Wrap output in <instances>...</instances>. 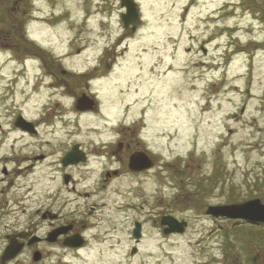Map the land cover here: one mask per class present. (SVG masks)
Masks as SVG:
<instances>
[{"label":"rangeland","instance_id":"1","mask_svg":"<svg viewBox=\"0 0 264 264\" xmlns=\"http://www.w3.org/2000/svg\"><path fill=\"white\" fill-rule=\"evenodd\" d=\"M136 1L146 11V21L134 34L122 27L120 0H0V129H7V109L12 111L7 106V79L14 75L20 56L38 52L40 44L45 47L38 49L46 60L47 51L55 52V56L70 55L60 58L62 69L66 65L81 70L93 65L100 55L106 61H118L113 50L122 39L134 36L119 48L121 53L129 43L133 50L131 58L126 54L122 60L124 65L130 60L133 68L127 82L140 86L148 66L154 62L162 66L160 58L165 55L162 67L172 66L170 96L166 92L164 102L148 98L152 99L149 105L154 113L153 142L171 163L163 211L189 219L190 225L184 235L169 240L148 232L147 247L135 258L128 256L130 243L123 240L122 245H116L124 247L117 249L124 256L123 264H264L262 225L245 223L239 228L235 222L216 221L204 214L210 204L254 197L264 201V0ZM52 9L58 16L47 21ZM154 27L163 35L153 49L148 40L154 36ZM9 31L23 40L7 52ZM255 39L257 42L252 41ZM146 51L153 55L149 65L143 62L148 58ZM47 64L50 68L55 65ZM109 70L104 67L101 73ZM32 74L30 69L28 77ZM149 77H157L151 72L145 77L150 88L156 90ZM60 78L76 88L87 82L71 74ZM24 82L20 79L13 88L15 111L21 104ZM56 106L63 108L61 104ZM105 123L111 125L105 120L98 121L96 127L104 128ZM0 135L1 141L5 135ZM4 156L1 151L0 169L5 164ZM3 177L0 171V179ZM143 184L137 185L134 202L139 205L147 201L151 207L155 203L153 186L141 187ZM3 186L1 183L0 189ZM145 190L151 192L150 203ZM0 200L3 242L7 232L4 225L13 217L7 216L6 197ZM139 213L137 210L136 216ZM127 217L126 212L118 216V231L123 235L133 220L129 223ZM229 229L232 234H226ZM109 242L102 251L116 244L113 239ZM67 259L71 260L69 255Z\"/></svg>","mask_w":264,"mask_h":264},{"label":"flooded vegetation","instance_id":"2","mask_svg":"<svg viewBox=\"0 0 264 264\" xmlns=\"http://www.w3.org/2000/svg\"><path fill=\"white\" fill-rule=\"evenodd\" d=\"M117 78H121V75ZM59 79L56 77L54 84L63 85L61 94L71 95L69 99L73 107L77 98L86 95L97 97V94L93 95V86H81L77 92L75 87L68 86L69 82ZM123 88L122 81H113L107 85V89L102 88L103 96L97 97L105 105L107 117L113 118L118 114V110L112 107L114 104L121 106L126 102L128 96ZM96 93L99 94V90ZM91 107L92 112L105 114L102 109L99 110V104ZM57 109L52 113L47 110L40 114L38 120L28 117L33 123L30 130L7 131V216L14 215L22 225L10 230L6 235L7 242L0 244V264H47V261L49 264H68V260L65 261L67 255H79L84 251L88 256H85L84 264H101L105 260L103 253L108 262H112L113 253H107L104 249L100 251V248L106 247L110 239L116 240V244L110 247L123 243L122 235L117 232L118 217H114V213L117 216V210L123 207L121 202L117 204V192L123 186V174L127 177L140 175L141 172L131 170L129 162L135 152L145 151L146 148L135 142L131 134L125 133L122 126L115 127L105 136L106 139H102L104 137L97 130H89L81 135L80 132L70 131L71 118L64 112L69 113V109H59L60 113H55ZM122 113L123 110L116 118ZM98 116L101 115L91 117L98 121ZM61 125L67 126L68 132L57 131ZM103 133L106 134V131ZM76 143L80 146L74 158L79 162L67 163L65 158ZM147 153L154 167L142 173L151 172L153 177H164L169 172L168 167L162 160H157L154 152ZM144 165V162L140 164L141 169ZM111 186L119 187V190H113ZM108 190L112 191L109 196ZM156 208L152 206L151 211L138 218L142 220L144 230L148 225L153 231L156 227L161 231L165 229L161 225L164 214ZM29 216L36 219L34 225L21 220ZM12 239L20 248L19 252L12 259L3 260L5 248ZM131 240L134 245L139 244ZM80 241L83 245L78 247ZM97 249L100 250L96 252ZM101 256L102 261L90 263ZM119 260L122 261L121 253ZM70 262L76 264L74 260Z\"/></svg>","mask_w":264,"mask_h":264},{"label":"water","instance_id":"3","mask_svg":"<svg viewBox=\"0 0 264 264\" xmlns=\"http://www.w3.org/2000/svg\"><path fill=\"white\" fill-rule=\"evenodd\" d=\"M122 5L126 6L127 13L123 14L122 18L126 26L130 23H138V15L136 4L133 0H121ZM208 213L214 216H226L230 218H243L254 223H264V204L260 199H252L242 203H233L224 206H212L209 208ZM175 221L174 217H168ZM163 223L171 224L169 221L163 220ZM186 222L178 224L177 230L184 231Z\"/></svg>","mask_w":264,"mask_h":264}]
</instances>
